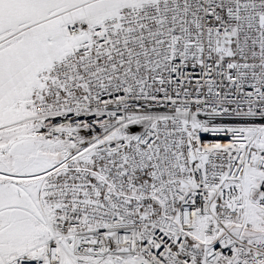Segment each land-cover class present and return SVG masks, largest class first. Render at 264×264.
Instances as JSON below:
<instances>
[{
    "label": "snow or ice",
    "instance_id": "obj_1",
    "mask_svg": "<svg viewBox=\"0 0 264 264\" xmlns=\"http://www.w3.org/2000/svg\"><path fill=\"white\" fill-rule=\"evenodd\" d=\"M0 264H264V0H0Z\"/></svg>",
    "mask_w": 264,
    "mask_h": 264
}]
</instances>
